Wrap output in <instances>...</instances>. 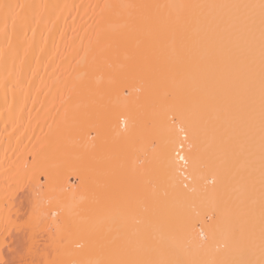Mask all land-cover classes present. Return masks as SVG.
Instances as JSON below:
<instances>
[{"label":"bare ground","instance_id":"bare-ground-1","mask_svg":"<svg viewBox=\"0 0 264 264\" xmlns=\"http://www.w3.org/2000/svg\"><path fill=\"white\" fill-rule=\"evenodd\" d=\"M250 3L0 0V264H259L247 13L168 7Z\"/></svg>","mask_w":264,"mask_h":264},{"label":"snow or ice","instance_id":"snow-or-ice-1","mask_svg":"<svg viewBox=\"0 0 264 264\" xmlns=\"http://www.w3.org/2000/svg\"><path fill=\"white\" fill-rule=\"evenodd\" d=\"M13 6L5 5V21L9 17V11ZM168 7L175 8H189L197 7L207 10L203 16V22L207 24L213 31L221 29L222 26L228 25L232 21V17L228 14L233 10H245L247 15L244 17L247 28L248 38L246 40V62L248 67L247 83H248V116H249V132L250 138L255 141L257 135V111H258V136H259V172H260V233L259 246L261 255L264 257V0H259V3L250 4H202V5H171ZM220 13V14H214ZM258 33V36H257ZM258 60V63H257ZM258 68V72H257ZM178 74L183 72V69H177ZM257 78H258V108H257ZM208 99L205 98L200 101L202 109L207 106ZM196 118L203 120V111L196 114ZM175 121V115L171 117ZM184 132V129H181ZM183 138L188 139L187 133L184 132ZM182 147V146H181ZM255 148V143L252 144ZM180 161L187 163L183 155L177 154ZM187 187V185H185ZM55 217L57 213L53 212ZM217 223L211 226L213 233L215 229L224 222L226 212L220 210L219 216L213 214ZM146 247H140L130 250L129 256L135 257L140 251H146ZM78 264V262H73ZM86 264H255L253 261H203V260H189V261H163L142 258H128L120 260L108 261H88ZM264 264V258L259 262Z\"/></svg>","mask_w":264,"mask_h":264}]
</instances>
